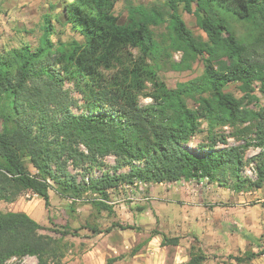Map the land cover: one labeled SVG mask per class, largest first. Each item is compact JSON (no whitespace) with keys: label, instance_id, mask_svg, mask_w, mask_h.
Segmentation results:
<instances>
[{"label":"trees","instance_id":"obj_1","mask_svg":"<svg viewBox=\"0 0 264 264\" xmlns=\"http://www.w3.org/2000/svg\"><path fill=\"white\" fill-rule=\"evenodd\" d=\"M118 1L73 0L64 8L65 22L81 41L54 43L45 18L36 48L23 43L0 53V201L13 203L30 191L49 208L51 190L70 200L90 193L96 196L92 205L110 214L109 191L136 181L207 180L236 193L263 188L264 102L259 104L255 92L264 101V0H170V34L160 42L152 30L165 21L160 11L130 8L127 23L120 24L114 13ZM177 2L195 17L206 40L187 28ZM235 24L243 35H236ZM173 52H181L180 62L171 60ZM160 57L175 71L189 70L201 57L203 72L169 87L158 75ZM231 83L240 98L225 91ZM141 98L150 102L142 104ZM201 121L209 133L248 124L253 137L247 140L245 129H237L243 145L216 149L225 137L211 134L193 153L186 145L200 132ZM248 148L260 153L246 159ZM108 156L116 160L110 171L101 161ZM251 163L254 180L242 175ZM68 166L84 174L80 181ZM42 229L24 212H0V264L25 256L36 257L37 264H59L60 241ZM157 235L161 246L179 244V237ZM243 238L257 242L259 251L233 257L235 262L264 255V243ZM205 260L192 246L185 264Z\"/></svg>","mask_w":264,"mask_h":264},{"label":"rangeland","instance_id":"obj_2","mask_svg":"<svg viewBox=\"0 0 264 264\" xmlns=\"http://www.w3.org/2000/svg\"><path fill=\"white\" fill-rule=\"evenodd\" d=\"M72 1L0 0V53L23 43L36 48L45 18L53 26L51 40L54 43L58 39L62 42L81 41L62 15L64 8ZM169 1L119 0L114 13L120 24H126L130 8L142 6L157 9L165 20L163 24L152 27L156 40L160 42L170 34ZM177 9L193 35L206 40L195 17L184 10L182 2H177ZM233 29L236 35L245 33L238 24L233 25ZM181 56V52H173L171 60L180 62ZM165 58H159L158 75L169 87L190 81L203 72L201 57L185 71L172 70L169 60ZM225 91L236 98L242 96L237 84H229ZM255 93L260 99L259 104H263V96L258 91ZM73 96L79 99L75 94ZM140 102L146 104L150 100L141 98ZM188 105L194 108L191 101ZM250 108L254 109L253 106ZM246 127L249 125H227L216 127L209 133L206 123L201 121L200 132L186 147L195 153L200 145L209 142L211 134L225 137V144L217 142L216 149L243 145L246 139L253 137ZM237 129H245L243 136L247 138H237ZM258 153L259 149L248 148L244 155L249 159ZM101 161L103 170L110 171L116 165L112 156ZM68 170L71 174L79 173V181L84 176L70 166ZM92 173L99 176L101 171L94 168ZM242 175L256 179L254 165L251 163L245 166ZM49 194V208H45L32 192L25 191L13 203L0 201V212H24L42 226L40 233L60 241L63 257L59 264H107L108 261H112L110 264H185L192 246L200 248L206 256L203 264H238L233 257L259 251L257 242L249 243L243 235L252 236L264 243V187L236 193L207 180L162 184H139L136 181L133 185H123L109 191L106 203L112 209L110 214L92 205L91 201L96 196L90 193L77 200L60 198L53 190ZM126 227L131 228L122 229ZM90 228H97L99 232L92 233ZM157 234L179 237V244L161 246V237ZM6 264H37V259L34 256L12 258ZM246 264H264V260L259 262L257 257Z\"/></svg>","mask_w":264,"mask_h":264},{"label":"crops","instance_id":"obj_3","mask_svg":"<svg viewBox=\"0 0 264 264\" xmlns=\"http://www.w3.org/2000/svg\"><path fill=\"white\" fill-rule=\"evenodd\" d=\"M263 207V206H262ZM264 260V255L259 257V262Z\"/></svg>","mask_w":264,"mask_h":264},{"label":"built area","instance_id":"obj_4","mask_svg":"<svg viewBox=\"0 0 264 264\" xmlns=\"http://www.w3.org/2000/svg\"><path fill=\"white\" fill-rule=\"evenodd\" d=\"M139 184H140V182H139Z\"/></svg>","mask_w":264,"mask_h":264}]
</instances>
